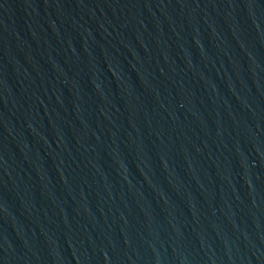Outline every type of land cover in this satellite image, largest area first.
Listing matches in <instances>:
<instances>
[{
	"label": "water",
	"instance_id": "95a60500",
	"mask_svg": "<svg viewBox=\"0 0 264 264\" xmlns=\"http://www.w3.org/2000/svg\"><path fill=\"white\" fill-rule=\"evenodd\" d=\"M0 264H264V0H0Z\"/></svg>",
	"mask_w": 264,
	"mask_h": 264
}]
</instances>
